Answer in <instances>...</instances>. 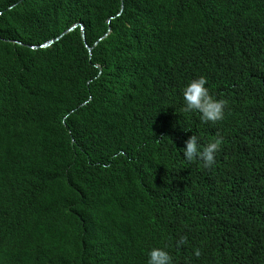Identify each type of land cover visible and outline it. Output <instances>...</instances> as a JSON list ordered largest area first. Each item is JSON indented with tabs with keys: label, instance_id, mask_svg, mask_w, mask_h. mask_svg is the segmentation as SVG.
<instances>
[{
	"label": "trees",
	"instance_id": "obj_1",
	"mask_svg": "<svg viewBox=\"0 0 264 264\" xmlns=\"http://www.w3.org/2000/svg\"><path fill=\"white\" fill-rule=\"evenodd\" d=\"M198 76L215 124L182 111ZM97 237L99 264H264V0H0V264H89L61 251Z\"/></svg>",
	"mask_w": 264,
	"mask_h": 264
},
{
	"label": "clouds",
	"instance_id": "obj_2",
	"mask_svg": "<svg viewBox=\"0 0 264 264\" xmlns=\"http://www.w3.org/2000/svg\"><path fill=\"white\" fill-rule=\"evenodd\" d=\"M77 26H80L81 35H82L83 26L80 25L79 23L76 24V27ZM84 40H85V36H84ZM91 48L92 47H90V50ZM206 84H207V79L204 76H198L196 78L189 80L187 83L184 84L181 90L182 111L184 113H197L199 114V119L202 122L215 124L216 122L224 119L226 101L222 99H216L213 95H211L209 88L206 87ZM84 103L85 102H83L82 104ZM184 130L189 131L191 130V127L188 126L184 128ZM220 146L221 144L218 139L209 141L208 143L202 145L199 137L192 133V135L188 136V138L183 143V147L181 148L182 156L184 158V161L188 164L198 162L203 169H210L216 162V154L219 152ZM37 224L38 221L37 219H35L30 222L28 221L23 222L16 226V229L13 233V237L19 246L20 253H21V247L25 241L36 242L35 233H36ZM45 228L47 229L46 224H45ZM98 241H99V237H97L92 242L81 241L79 243H76L78 247L82 248L81 256H77L75 254L69 255L66 250H62L61 252L64 254V260H72L73 262H78L87 253L86 258L90 261L89 264H99L97 263L96 260L98 256L97 254ZM185 242H186V237L184 235H180L175 243L176 246L179 247L185 244ZM194 255L196 257H199L201 255L200 250L195 249ZM106 264H113V263L107 262ZM145 264H173V258L170 255L169 251L167 250V246L151 247L146 251Z\"/></svg>",
	"mask_w": 264,
	"mask_h": 264
},
{
	"label": "water",
	"instance_id": "obj_3",
	"mask_svg": "<svg viewBox=\"0 0 264 264\" xmlns=\"http://www.w3.org/2000/svg\"><path fill=\"white\" fill-rule=\"evenodd\" d=\"M75 27H76V24H75V25H72V26L69 27L67 30H65V33H66V32H69V31H71V30H73ZM82 37H83V39H84L83 30H82ZM52 42H53V40L48 41V42L44 43L43 45H40V47H46V46L50 45ZM87 48H88V50H90V47H87Z\"/></svg>",
	"mask_w": 264,
	"mask_h": 264
}]
</instances>
